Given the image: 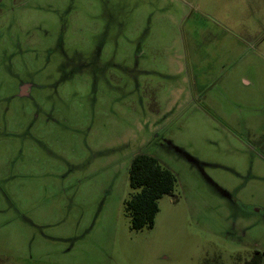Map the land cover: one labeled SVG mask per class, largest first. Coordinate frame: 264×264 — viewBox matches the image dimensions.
Instances as JSON below:
<instances>
[{"label":"rangeland","instance_id":"rangeland-1","mask_svg":"<svg viewBox=\"0 0 264 264\" xmlns=\"http://www.w3.org/2000/svg\"><path fill=\"white\" fill-rule=\"evenodd\" d=\"M138 153L177 185L135 231ZM256 252L264 264V0H0V264Z\"/></svg>","mask_w":264,"mask_h":264},{"label":"trees","instance_id":"trees-1","mask_svg":"<svg viewBox=\"0 0 264 264\" xmlns=\"http://www.w3.org/2000/svg\"><path fill=\"white\" fill-rule=\"evenodd\" d=\"M129 184L135 190L125 201L131 218V229L140 231L154 227L159 212V201L171 195L177 185L175 174L161 165L159 160L146 153L134 156L129 167ZM263 256L256 252L248 264H262Z\"/></svg>","mask_w":264,"mask_h":264},{"label":"water","instance_id":"water-1","mask_svg":"<svg viewBox=\"0 0 264 264\" xmlns=\"http://www.w3.org/2000/svg\"><path fill=\"white\" fill-rule=\"evenodd\" d=\"M256 212L260 213L261 211L260 210H256Z\"/></svg>","mask_w":264,"mask_h":264}]
</instances>
